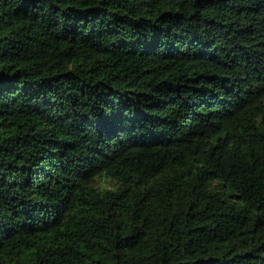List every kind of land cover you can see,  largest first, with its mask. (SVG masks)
<instances>
[{"label":"trees","instance_id":"1","mask_svg":"<svg viewBox=\"0 0 264 264\" xmlns=\"http://www.w3.org/2000/svg\"><path fill=\"white\" fill-rule=\"evenodd\" d=\"M0 264H264V0H0Z\"/></svg>","mask_w":264,"mask_h":264},{"label":"clouds","instance_id":"2","mask_svg":"<svg viewBox=\"0 0 264 264\" xmlns=\"http://www.w3.org/2000/svg\"><path fill=\"white\" fill-rule=\"evenodd\" d=\"M117 190V186L115 184L109 185L107 183V178L106 177H101L100 178V191H112L115 192Z\"/></svg>","mask_w":264,"mask_h":264}]
</instances>
